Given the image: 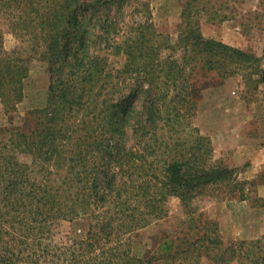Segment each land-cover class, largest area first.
I'll use <instances>...</instances> for the list:
<instances>
[{
	"label": "trees",
	"instance_id": "trees-1",
	"mask_svg": "<svg viewBox=\"0 0 264 264\" xmlns=\"http://www.w3.org/2000/svg\"><path fill=\"white\" fill-rule=\"evenodd\" d=\"M218 1L186 0L172 45L147 0H0L6 115L25 98L31 57L49 74L46 105L0 132V264H264V237L226 244L218 223L196 216L210 190L246 201L264 184V173L239 180L193 123L197 67L264 84L261 58L201 34V21L228 18ZM173 199L188 232L135 255L133 233L166 218ZM82 218L85 237L57 238L61 222Z\"/></svg>",
	"mask_w": 264,
	"mask_h": 264
},
{
	"label": "rangeland",
	"instance_id": "rangeland-1",
	"mask_svg": "<svg viewBox=\"0 0 264 264\" xmlns=\"http://www.w3.org/2000/svg\"><path fill=\"white\" fill-rule=\"evenodd\" d=\"M152 22L163 42L175 45L184 26L182 10L186 0H147ZM218 7L227 19L201 21L200 32L206 39L223 42L262 59L264 65V0H236ZM134 8V7H133ZM127 24L133 18L127 16ZM5 49L10 52L16 39L6 27ZM161 40V41H162ZM166 55L172 54L168 50ZM256 79H259L256 76ZM194 100L197 104L194 125L208 137L215 149V159L233 168L239 180H258L264 173V84L257 88L245 85L241 77L227 79L215 72L197 67L191 74ZM49 88L48 64L39 55L30 58L29 75L25 81V98L19 111L6 115L0 101V132L5 128L23 127L27 113L46 105ZM190 133V132H188ZM187 133V134H188ZM1 137V136H0ZM221 194L218 196V194ZM260 198L259 201L254 200ZM200 220L218 223L226 244L253 241L264 237V184L246 201L238 196H225L223 188L207 192L201 199ZM169 215L133 233V252L140 257L152 255L167 236H183L188 232L181 224L183 209L178 200L168 202ZM60 237L83 238L89 229L85 218L60 223ZM201 264H216L204 258ZM236 264V263H234Z\"/></svg>",
	"mask_w": 264,
	"mask_h": 264
}]
</instances>
